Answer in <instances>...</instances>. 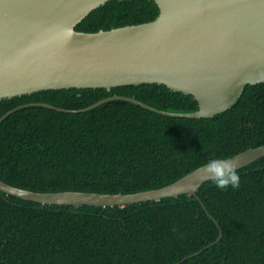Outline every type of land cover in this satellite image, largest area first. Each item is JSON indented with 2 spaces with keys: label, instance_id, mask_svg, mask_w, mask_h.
I'll use <instances>...</instances> for the list:
<instances>
[{
  "label": "trees",
  "instance_id": "obj_1",
  "mask_svg": "<svg viewBox=\"0 0 264 264\" xmlns=\"http://www.w3.org/2000/svg\"><path fill=\"white\" fill-rule=\"evenodd\" d=\"M155 0H109L77 26L97 32L155 20ZM125 95L169 112L199 109L164 84L50 89L0 100L70 110ZM264 145V82L214 117L159 114L116 99L83 112L41 105L0 124V179L36 192L136 193L162 188L212 158ZM239 188L205 181L196 195L122 206L47 205L0 190V264H264V156L236 170Z\"/></svg>",
  "mask_w": 264,
  "mask_h": 264
},
{
  "label": "water",
  "instance_id": "obj_2",
  "mask_svg": "<svg viewBox=\"0 0 264 264\" xmlns=\"http://www.w3.org/2000/svg\"><path fill=\"white\" fill-rule=\"evenodd\" d=\"M108 1L0 0V100L50 89L112 90L158 83L192 94L199 109L169 112L135 97L113 95L77 110L47 102L24 104L3 115L0 124L16 109L29 105L83 112L116 99L172 117H214L232 108L249 84L264 82V0H155L160 13L150 22L97 32L77 29ZM263 156L261 145L227 159L239 170ZM203 166L172 184L136 193L36 192L1 179L0 190L47 205L124 207L196 195L210 180ZM222 236L221 230L215 242L182 261L202 253Z\"/></svg>",
  "mask_w": 264,
  "mask_h": 264
},
{
  "label": "clouds",
  "instance_id": "obj_3",
  "mask_svg": "<svg viewBox=\"0 0 264 264\" xmlns=\"http://www.w3.org/2000/svg\"><path fill=\"white\" fill-rule=\"evenodd\" d=\"M204 114L206 113H202V115ZM203 172L205 175L210 174V180L221 190L229 187L236 189L240 186V176L231 159L221 157L209 159L203 166ZM199 179H203V177ZM189 187H194V185H189Z\"/></svg>",
  "mask_w": 264,
  "mask_h": 264
}]
</instances>
